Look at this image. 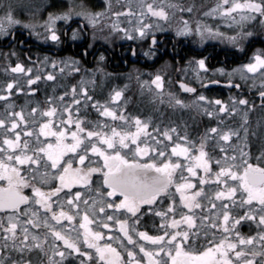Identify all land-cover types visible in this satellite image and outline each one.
I'll return each instance as SVG.
<instances>
[{"label": "snow or ice", "instance_id": "6c2138e0", "mask_svg": "<svg viewBox=\"0 0 264 264\" xmlns=\"http://www.w3.org/2000/svg\"><path fill=\"white\" fill-rule=\"evenodd\" d=\"M4 7L0 37L15 41L13 29L20 25L52 46L74 44L83 42L87 28L96 29L111 13L115 18L110 25L112 32L123 33L129 41L150 37L145 56L154 55L158 44L153 29L159 25L148 19L167 22L169 9L172 14L193 10L178 3L143 0L139 12L131 5L123 12H112V0H107L103 11H90L81 4L49 12L37 26L16 19L11 4ZM204 15L227 18L232 22L229 27L239 28L236 35L226 39L246 54L242 42L251 43L254 34L245 26L257 21L264 25V0H220ZM121 16L134 17L133 27H123ZM73 23L78 26L73 28ZM181 25L175 31L177 37L197 36L201 44L225 39L223 33L206 24L197 22L193 27L182 18ZM37 27L43 31H35ZM90 48L88 44L81 55L87 56ZM130 51L137 55L135 48ZM3 55L18 56L14 50ZM105 59L101 53L98 63ZM27 60L33 66L18 59L6 69L16 78L0 88V101H8L14 91L24 93L23 82L31 96L39 90L33 86L42 80L55 82L57 75L66 74L81 79L62 95L48 96L47 108L36 102L26 114L23 108L16 111L14 104H6L5 114L0 116V264H33L34 252L46 255L47 264H71L73 258L78 264H264V157L253 163L250 153L242 148L223 146L231 145L234 139L240 141L242 132L247 141L248 114L255 110L254 102L242 96H231L228 101L210 98L180 79L176 81L180 91L191 94L192 99L168 92V105L194 110L216 125L197 139L190 138L187 131L182 134L177 127L157 126L149 132L150 120L126 116L123 111L118 115L113 110L111 105L124 97L123 89H114L103 102L89 94L87 85L95 81L84 76H94L101 69L85 68L74 56L60 60L44 56L36 62L28 56ZM48 67L51 71L45 75L43 70ZM210 71L226 77V86L236 89L241 85L234 83L235 77L246 81L258 75L259 107L264 109V48L256 49L247 63L230 72L224 68L210 70L206 58L195 57L187 67L177 69L185 75L191 72L194 82L205 89L221 83L208 78ZM144 86L164 102L163 76L156 74ZM88 108L95 109L100 117L121 121L125 128L88 120L81 115L82 109ZM237 116L241 117L240 126L225 130L222 117ZM217 148L222 154L218 157L213 155ZM97 174L102 181L93 187ZM77 186L95 193V197L85 198L75 190ZM206 186L217 190L207 197L205 205L201 200L206 196ZM195 210L202 214H190ZM149 216L159 218V224L154 225L158 234L141 230L142 221ZM249 222L258 231L242 235L240 229Z\"/></svg>", "mask_w": 264, "mask_h": 264}, {"label": "flooded vegetation", "instance_id": "af4514ba", "mask_svg": "<svg viewBox=\"0 0 264 264\" xmlns=\"http://www.w3.org/2000/svg\"><path fill=\"white\" fill-rule=\"evenodd\" d=\"M77 26L76 23L72 24L73 28ZM245 27L247 31L254 34L253 38H251V43H249L248 40L242 42L246 49V54H241L233 45L231 48H228L218 43H207L197 49L191 46L188 39L160 33L155 34L158 44L155 46L154 55L145 56L144 53L149 50L150 37L144 40L142 47L137 45L132 46L131 42H113L112 48H109L98 41L91 43L89 41L88 30H86L83 33L84 37H86L83 42L78 41L74 44L65 43L60 47H56L52 46L51 42L45 43L43 40H36L31 36L30 38L27 37L25 32L21 31L20 28L16 26L13 29L16 37L15 41L10 37H0V88L7 82L16 78V74L11 73L10 70L6 71V69H9L10 65H14L18 59L21 61L22 54H25L24 60H27V57L31 56L32 61L36 57L51 54L57 57L75 56L82 61L83 67L85 66V68L91 70L97 68L101 69V71L95 72L93 76V80L95 81L93 85H97V87L93 88V85L91 87L88 85L90 90L89 94L97 99L100 98L103 93L108 92L110 87L115 83L121 84V89L123 90L125 89L124 87L127 86L124 95L130 96V94H132L135 96L139 93L141 84L148 80L151 81L156 74H160L164 77V83L169 81L168 83L172 89L171 92L179 94L181 98L185 100L192 99V95L184 94L180 91L176 85V81L180 79L192 83V86L197 87L198 92H203L210 98H220L228 101L231 96H242L249 99L250 102H254L256 108L248 114L247 127L249 129V135L247 141L245 142L243 140L244 134L242 132V139L238 141L237 148H242L244 151L249 152L252 162L255 163L258 157H264V109L259 107L260 100L258 97L260 77L257 75L245 81L237 76L234 78V83L240 84L241 87L236 89L226 86V77L214 75L213 72L210 71L207 74L208 78L220 80L221 83L219 85H210L205 89L200 88L199 84L194 82L191 72H188L187 75L177 72L179 67H187L186 63L193 57L197 59L206 58L210 70L224 68L230 72L232 69L238 68L241 64L247 63L249 57L256 49L264 48V25L255 22ZM21 41L23 42L22 44L20 43ZM88 44H91L92 48L89 49V54L87 56H82L81 53ZM132 48L136 49V56L131 55L130 50ZM13 50L17 52L18 56L6 58L3 55ZM51 51H53V53ZM101 53L106 59L102 63H98V58ZM78 77L79 76H70L66 74L62 77L57 75V80L55 82L42 80L38 82V85L33 86L38 87L39 90L35 95L31 96L27 94L29 89L26 86V82L22 81L25 83L24 93H16L14 91L13 96L8 101L15 105L16 111L20 110L22 100L27 101L29 110L30 107L37 106L36 102H39L41 108H47V97H58L62 95L70 89L71 85L78 83ZM133 81L134 85H131ZM254 83L255 87H253ZM2 102L3 101H0V104ZM131 102L132 103H128V106L124 108L125 115H128L130 112V114L139 115L142 119L143 115L147 118L149 115L153 114L148 113L147 108H136L139 102L146 105L143 99L134 98ZM0 110L2 109L0 108ZM194 112L195 115L198 114L196 111ZM161 114L167 115L168 113L163 110V112L158 113V115ZM81 115L91 116L90 108H88L87 111L82 109ZM38 118L40 117L38 116L37 119ZM39 122L43 121L40 119ZM241 122V117L237 116V127L240 126ZM36 130L38 131V128ZM97 175L102 181V177L99 174ZM97 175H94V177ZM145 224V221L142 222L143 226H141V230L147 228V226H144ZM240 231L242 235L244 233L252 235L255 234L258 229L254 223L249 222L246 223Z\"/></svg>", "mask_w": 264, "mask_h": 264}, {"label": "rangeland", "instance_id": "374dc122", "mask_svg": "<svg viewBox=\"0 0 264 264\" xmlns=\"http://www.w3.org/2000/svg\"><path fill=\"white\" fill-rule=\"evenodd\" d=\"M53 2H56L57 6L55 8L53 7L51 9L50 4ZM142 2H143V0H112V12H115V11L123 12L126 10V8L129 5L132 6L134 11L139 12V10H140L139 4ZM150 2H151V0H150ZM169 2L178 3L184 8L191 7L193 10L191 13H188L187 11H185V12L176 11L175 14H172L173 10L169 9L170 18L167 22H164L161 20H156L155 18L148 19L147 22L159 25L158 28L153 29L155 34L166 33V34H170L171 36L177 37L175 34V31H176L177 27L182 26L181 25V19L183 18V19L188 20L193 25V27L195 26V24L197 22L209 25L214 30H218L219 32L223 33L224 37H225V39H209L206 42H204L203 44H201L199 42V37H197V36L184 38V39H188L191 46H194L195 48L199 49L207 43H218V44H221L222 46H227L228 48L232 47V44L227 41L226 37L236 35L240 31V29L235 27L234 25L232 27H229V25L232 22L227 18L220 17V16H205L204 15V13L208 12L210 8L215 7V5L220 2V0H194V1H192V0H156L157 4L169 3ZM6 4H11L13 6V14H14L16 19L22 21L23 23H33V24H36L38 26V25L42 24L43 21L47 18V15L49 12H57V11L67 10L68 7L79 6L81 4L85 5L90 11H103L106 7L107 0H91V3H89V1H87V0H0V17H3L5 14L6 8L4 6ZM77 10H79V8H77ZM200 12H201V14H200ZM238 18L239 17L237 16V19ZM77 20H79V18H77ZM114 20H115V18L112 17L111 13H109L108 15L105 16L104 20L101 21L100 25H98L96 29H92L90 27L87 28L88 33H89V41L91 43L98 41V42H100L106 46H107V44H113V42H115V43H120L122 41L125 42V40H127V39L123 38V33L116 34L110 30V25L114 22ZM130 21H132V22H130ZM119 23L123 27L132 28L134 23H135V18L134 17L121 16L119 19ZM257 23H259V22L257 21ZM17 26L20 29H23L30 34L28 29H25V28L21 27L20 25H17ZM234 28H236V29H234ZM35 31L42 32L43 30L40 27H37L35 29ZM30 35L32 37L38 39L35 35H32V34H30ZM93 35H95V39H93ZM136 41L139 42L141 40H136ZM141 43H142V41H141ZM24 55L25 54H22L23 59L25 58ZM47 56L52 57L53 59H56V60H60L62 58H65V57H59V56L57 57V56H54L51 54L47 55ZM43 57L44 56L36 57L32 62H36L37 60H43ZM77 59H79V58H77ZM21 62H24L27 66H33L26 59L23 61L21 60ZM186 65H187V63H186ZM36 67L43 68V66L38 65V64L36 65ZM43 71H44V74L46 75V72L51 71V68L48 67V68L44 69ZM81 75H83V73ZM214 75L219 76V74H214ZM84 78L86 80L87 79L93 80V76H91V77L84 76ZM80 79H81V77L79 76L78 81ZM148 81L150 82V80H148ZM168 82L164 83L165 84V88H164L165 96H164V102L163 103H161L160 100L156 98L157 97L156 92L154 90H150L147 86H144V83H143V84H141V89L137 95H135V96L132 94H130V96L124 95L121 102H119L116 105H111V106L113 107V110L117 111L118 115L121 113V111H123V114L125 115L124 108L126 106H128L127 105L128 103H132L131 100H133L134 98L143 99V101L146 103V105L139 102L137 104L136 108H140V107L147 108L148 113H153L152 115H149L147 118L143 115L142 119H141V120L146 121V122L149 120L151 121L150 127L148 129L149 132H151L153 130V128H155L157 126L161 127V129L167 128V127H177L178 130L182 134H183V132L187 131L190 138L197 139L200 135H202L204 133V131L207 128L216 125V121H209L207 117L202 116L200 114L195 115L194 110L192 113V110H189V109L181 110V109H177L174 107H170L167 103V93L171 92L172 89H171V86ZM88 85L91 87L93 84L89 83ZM131 85H134V81L131 82ZM128 86H129V83H128ZM95 87H97V85H93V88H95ZM121 87H122L121 84L115 83L114 85H112L110 87L109 91L103 93L100 98H98V99L95 97L94 98L96 100H100L101 102H103L109 98L110 93L114 89H121ZM153 88H154V86H153ZM126 89L127 88L124 89V93H125ZM3 102L0 104V108L2 109V110H0V116H3L5 114L6 104H12L9 101L4 102V103ZM21 102L22 103L20 104V109L23 108L25 113L27 114L29 111V105H28L27 101L22 100ZM47 107H48V105H47ZM163 110L166 111V113H168V114L167 115H162V114L158 115V113L163 112ZM90 112H91V116H89V117H88V115L85 116L90 121H102L103 123H107L110 126H115L117 128H125V126L122 124L121 121L117 120V121L113 122L111 120V118L100 117L95 109L90 108ZM126 116L136 117L139 115L130 114V112H129V114ZM222 119L224 120L223 127L225 128V130L229 127L238 128L237 127V117H235V119H232L230 117H222ZM37 120L39 121L40 118H38ZM131 130L134 131L135 129L132 128ZM142 139H143V137H142ZM237 145H238V141H236L234 139L231 142V145H228L227 143H225L223 146L226 148H230V147H237ZM210 147H214V146H210ZM231 154H232V152L229 151V155H231ZM213 155L218 157L222 154L218 151V148H217V151L215 153H213ZM93 180H94L93 187H98L99 184L101 183V180L98 177V175ZM75 190L81 191L82 194L85 196V198H87L89 195H92L95 197V193H89L88 191L81 188L80 186H77V188ZM216 190L217 189L215 186H206L205 187L206 196L203 200H201V202L206 205L207 204V197L213 195V193ZM188 194H191V193H188ZM165 207H166V204H165ZM190 214L198 217L202 213L200 212V210H195L193 213H190ZM233 214L236 215L237 213L234 212ZM144 221L146 222V224L144 226H147V228H145V229L143 228L142 230H147L150 234H153V235L158 234L157 229L154 227V225L159 224V218L158 217L149 216L148 218L144 219L142 222H144ZM141 226H143V225L141 224ZM42 232H43V230H42ZM200 235H201V243L203 244L205 242L203 240V230H201ZM220 235L221 234L218 232L217 237H219ZM243 235L247 236L249 234L244 233ZM49 242L51 243V237H49ZM48 255H51L50 249L48 250ZM31 258H32L33 264H47V258L48 257L41 252H34L32 254ZM71 264H78V262L75 260V258H73L71 261Z\"/></svg>", "mask_w": 264, "mask_h": 264}]
</instances>
